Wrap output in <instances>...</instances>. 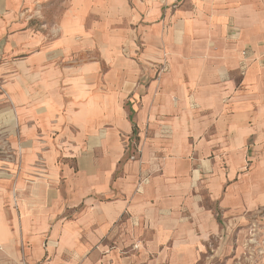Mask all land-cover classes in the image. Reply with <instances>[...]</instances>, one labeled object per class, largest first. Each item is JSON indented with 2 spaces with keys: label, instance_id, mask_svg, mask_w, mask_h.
I'll return each instance as SVG.
<instances>
[{
  "label": "crops",
  "instance_id": "1",
  "mask_svg": "<svg viewBox=\"0 0 264 264\" xmlns=\"http://www.w3.org/2000/svg\"><path fill=\"white\" fill-rule=\"evenodd\" d=\"M170 1L0 0L2 98L56 190L42 264H196L212 239L241 264L234 227L264 223V13ZM3 187L0 245L39 242L41 199L10 220Z\"/></svg>",
  "mask_w": 264,
  "mask_h": 264
},
{
  "label": "rangeland",
  "instance_id": "2",
  "mask_svg": "<svg viewBox=\"0 0 264 264\" xmlns=\"http://www.w3.org/2000/svg\"><path fill=\"white\" fill-rule=\"evenodd\" d=\"M187 1L171 0L169 8L174 10L185 5ZM252 3L264 13V0H252ZM251 54L253 52L251 53L249 50V56ZM257 59V55H254V60ZM12 117L14 115L7 106V100L2 98L0 86V183L4 182L3 194L8 199L5 206L10 213L9 219H19L20 198L22 201L26 199L29 206H32L38 196L41 199L40 210L33 211L30 209L29 212L30 214L36 212L42 219H47V225L42 227L39 242H34L32 237L28 236L19 239L14 249L0 245V264H42L49 259L51 247L56 248L52 243L50 234L51 222L56 219V212L50 211L48 208L49 199L51 196L53 197L56 190H54L52 181L47 175V168L44 164L43 155L47 147L44 144H39L41 140L39 142L40 138L34 135L36 133L34 130H31L32 134L27 135H23L20 130L24 128L26 132V129L32 128L33 125H17ZM35 137L36 141L34 142ZM33 157H35L34 160H32ZM24 159L31 161L26 167H24ZM24 168L26 169L25 172H23ZM201 195L203 204L210 206L216 213V207L208 199L207 193L203 190ZM62 214L59 215L61 216L59 221L73 217L71 211ZM257 215L263 217L264 209ZM236 232V227H234L233 239L235 254L238 255L237 260L241 261V264H264V223H258L257 220L256 224L252 223L243 244L240 246L236 242ZM215 245L216 242L212 239L196 264H222V259L215 256L213 252ZM37 251L41 253V256L32 259L34 252Z\"/></svg>",
  "mask_w": 264,
  "mask_h": 264
},
{
  "label": "built area",
  "instance_id": "3",
  "mask_svg": "<svg viewBox=\"0 0 264 264\" xmlns=\"http://www.w3.org/2000/svg\"><path fill=\"white\" fill-rule=\"evenodd\" d=\"M243 53L245 54V51H243ZM136 157H137V144L133 143L131 152L129 153V158L135 159ZM263 240H264V238H263ZM263 240H262V242H263Z\"/></svg>",
  "mask_w": 264,
  "mask_h": 264
}]
</instances>
